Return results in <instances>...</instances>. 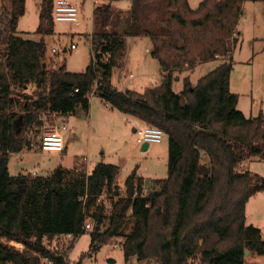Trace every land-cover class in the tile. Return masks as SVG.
<instances>
[{
  "label": "trees",
  "instance_id": "16d2710c",
  "mask_svg": "<svg viewBox=\"0 0 264 264\" xmlns=\"http://www.w3.org/2000/svg\"><path fill=\"white\" fill-rule=\"evenodd\" d=\"M117 1L95 2L92 59L72 72L47 59L56 0L40 2L39 41L18 35L27 0H0V264H82L50 245L87 231L91 254L121 238L126 258L140 264H245L247 251L264 255L262 230L246 216L253 180L264 190V179L237 169L248 148H264V117H247L230 89L245 0H203L196 8L188 0H131L125 11L113 7ZM139 36L150 39L163 82L122 92L112 77L127 38ZM219 58L196 84L186 76L174 90L181 72ZM92 93L164 131L167 176L147 179L135 169L122 187L119 166L105 162L90 172L59 166L44 176L13 175L11 156L42 150L52 115H88Z\"/></svg>",
  "mask_w": 264,
  "mask_h": 264
},
{
  "label": "rangeland",
  "instance_id": "374dc122",
  "mask_svg": "<svg viewBox=\"0 0 264 264\" xmlns=\"http://www.w3.org/2000/svg\"><path fill=\"white\" fill-rule=\"evenodd\" d=\"M71 1V0H70ZM73 1V0H72ZM77 1V0H74ZM73 1V2H74ZM82 1L83 10L82 17L80 16L79 24L74 22L57 21L56 29L53 35L45 36V42L47 45V59L55 58L59 63H65L68 71L81 72L84 71L89 65L92 59V48L90 42H88V34L92 32V17L94 5L102 3L105 0H79ZM191 7L196 8L203 0H188ZM41 0H27L26 13L19 20L18 35L28 39L39 41L42 37L36 31L39 26V6ZM251 3L248 4L247 13L243 12L240 16L244 19L238 29L241 33L238 40L232 44L231 58H232V71L230 76V89L236 93L239 97L238 108L245 113L247 117H257L263 115L264 117V31L262 30L257 34L256 29L253 27V10L259 19V23L264 28V11L260 9L257 11L255 7H251ZM131 6V0H119L113 3V7L119 10H128ZM243 29L241 32V28ZM85 34H87L85 36ZM261 37L260 39H257ZM75 43L77 49H71V45ZM127 53H126V66L124 67V73H132L136 77L141 73L139 65H135V59H142V68L146 72H154L155 69L144 68L146 66L145 49L151 41L146 36L128 37L127 38ZM149 45V46H150ZM68 48L65 51V48ZM53 48L58 50L56 54L53 52ZM157 62V61H156ZM222 59H213L199 63L197 67L184 73L180 76V79L175 83L174 90L180 92L183 87V80L185 76L190 75L191 81L196 84L198 80L215 69ZM158 64V63H156ZM158 65V69H159ZM157 70V69H156ZM115 82L119 76V69L115 72ZM52 120V118H51ZM55 121V120H54ZM54 121H48L43 129V134L47 135L49 132L55 129L50 128L49 124L55 125ZM102 121H95V127L98 128V138H93V147L96 156H102L106 161H116L121 165V173L118 177L119 184L124 186V179L130 173L131 169L137 167V165H143L150 163L147 158H138L134 155L128 159L127 152L132 140V133L129 130H124V126L120 124V129L117 133L111 137L110 132L102 130L100 124ZM117 124V121H115ZM121 123V122H119ZM102 128V129H101ZM42 134V135H43ZM95 137V135H94ZM40 138V137H39ZM39 140V139H38ZM138 152L141 154L140 146ZM106 152L102 153L104 150ZM258 151L253 148L246 150V156L243 162L238 166L239 172L249 171L252 175L258 176L260 179H264V148L258 147ZM94 153V154H95ZM94 158V156H93ZM72 160V162H71ZM81 162L86 161L81 158ZM147 160V161H146ZM73 166V159L63 158L61 155L47 156L41 155L36 151H24L22 153H15L10 160V172L13 175L18 173H33L38 175H48L51 171L59 166ZM158 177L166 175V172H156ZM257 179L253 180L254 194L249 199L246 206L247 224L254 225L262 230L264 236V190H261L258 186ZM73 240V241H71ZM123 239H113L107 245L103 246L97 254L90 253L91 237L90 233H86L74 237L72 239L62 238L61 240H55L51 243L50 247L54 250L65 254L67 261L71 263H77L82 260V264H140L136 256L126 258L123 248ZM48 244V243H47ZM115 244H119L115 247ZM20 248L22 245L16 244ZM146 264H157L155 261H150ZM245 264H264V255L257 253H249L246 255Z\"/></svg>",
  "mask_w": 264,
  "mask_h": 264
},
{
  "label": "crops",
  "instance_id": "0c3cea01",
  "mask_svg": "<svg viewBox=\"0 0 264 264\" xmlns=\"http://www.w3.org/2000/svg\"><path fill=\"white\" fill-rule=\"evenodd\" d=\"M72 1V0H71ZM74 1V0H73ZM79 1V0H77ZM251 7H255L257 11L262 9L264 11V0H245L243 4L244 12L247 13L248 10V4L251 3ZM80 2V1H79ZM96 2V0H95ZM83 2L81 1V15L83 10ZM95 6V5H94ZM94 10V9H93ZM255 10H253V27L255 32L259 34L262 30L264 31V28L261 23H259V19H257V15L253 14ZM245 13L244 16H245ZM244 16L239 18L238 26L241 27L239 22L242 23ZM82 17V16H81ZM93 20V17H92ZM76 24V23H75ZM237 26V27H238ZM92 28H93V21H92ZM243 29V26L241 28V32ZM238 35L239 33L238 29L236 30ZM87 34H85L86 36ZM237 35V36H238ZM239 38V36H238ZM237 38V40H238ZM261 37L257 36V39H260ZM90 42L89 40H87ZM75 44V43H74ZM91 45V43H90ZM150 45V44H149ZM147 46L145 49V53L147 56H145L146 66L144 68L149 69H155V71L152 72H146L142 68V59L136 60L135 59V65H139V68H141V73L136 77L132 73H124V67L126 66V61L128 58H126L127 53V40H126V48L124 52V56L121 60L120 66L117 68L119 69V76L118 79L114 80L115 73L112 77V84L114 87L122 92H125L127 90L131 91H137V92H144L145 90L155 88L159 86L163 82V76L164 72L161 69V66L159 65L158 61L154 59L151 55V45ZM92 48V47H91ZM77 49V47H76ZM65 51L68 50L66 47L64 49ZM92 50V49H91ZM219 60H221L219 58ZM157 61V62H156ZM158 63V64H156ZM204 63V62H202ZM201 64V63H200ZM159 65V69H158ZM199 65V64H198ZM197 67V66H196ZM157 69V70H156ZM189 71H184L180 73V76L184 73H188ZM190 76V75H187ZM186 77V76H185ZM191 78V77H190ZM48 118V116H47ZM55 122V125H53L51 122L49 124L50 128H57L61 132V134L64 136L65 139V148L62 152H45L43 150H34L37 153L41 155H47V156H58L61 155L63 158H70L73 159V166L70 167V165L62 166L66 168H73V167H79L85 169L87 172H90L97 163L99 162H105L110 164H115L119 166L120 173H121V165L117 163L116 161H106L104 157L102 156H96V153L94 151L93 147V138H98V128L97 125L95 127V121L100 120L102 121L100 124L102 126V130L105 132H110L111 137H108L112 139V137L115 135V133L118 132L120 129V124L124 126V130H129L132 133V141L130 142V147L128 148L127 156L128 159L130 157H133L134 155L138 156V158H144L150 160V163L143 164V165H137L136 168L131 169L129 174L125 177V179L132 173L133 170H137V173L147 179H157V178H165L168 174V159H169V141L168 137L165 136L163 141L161 143H153L149 144V147L146 150H142V145L138 144L135 138L136 129L139 127H142L146 123L135 118L132 116H129L127 114L122 113L118 109L114 108L110 104L106 103L101 97L98 95L92 93L90 96V111L88 115L83 114H54L49 119ZM117 121V124L115 123ZM121 122V123H119ZM66 126V129H63L62 126ZM95 135V137H94ZM141 150V154L138 152L139 147ZM104 150L102 153L106 152ZM22 153V152H21ZM95 153V154H94ZM94 156V158H93ZM12 157V156H11ZM83 158L86 163L81 162L79 159ZM11 160V159H10ZM147 161V160H146ZM72 162V160H71ZM166 172V175H162V177H158L156 175V172ZM124 179V181H125ZM119 181V180H118ZM66 239H72L71 237H65ZM73 241V240H71Z\"/></svg>",
  "mask_w": 264,
  "mask_h": 264
},
{
  "label": "built area",
  "instance_id": "2783aa9c",
  "mask_svg": "<svg viewBox=\"0 0 264 264\" xmlns=\"http://www.w3.org/2000/svg\"><path fill=\"white\" fill-rule=\"evenodd\" d=\"M54 16L56 21L74 22L79 24V19L81 16V2L70 1V0H56ZM77 45L72 44L71 49H76ZM53 52L56 54L58 50L53 48ZM78 91V89H76ZM66 129V126H62ZM165 137L164 131L155 126H150L148 124L143 125L136 129L135 138L138 144H153L161 143ZM65 148V139L57 128L44 135L42 140V150L45 152H62ZM91 227V223H87L86 229ZM66 237H71L67 235ZM72 238V237H71ZM119 244H115L118 247Z\"/></svg>",
  "mask_w": 264,
  "mask_h": 264
},
{
  "label": "water",
  "instance_id": "95a60500",
  "mask_svg": "<svg viewBox=\"0 0 264 264\" xmlns=\"http://www.w3.org/2000/svg\"><path fill=\"white\" fill-rule=\"evenodd\" d=\"M149 147L148 143H145L142 145V150H146ZM247 254H249V251H247Z\"/></svg>",
  "mask_w": 264,
  "mask_h": 264
}]
</instances>
